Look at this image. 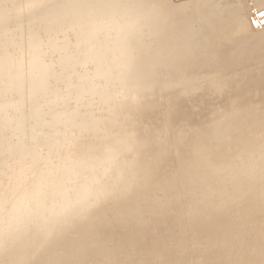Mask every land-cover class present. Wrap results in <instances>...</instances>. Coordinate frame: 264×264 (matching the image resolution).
<instances>
[{"label":"bare ground","instance_id":"6f19581e","mask_svg":"<svg viewBox=\"0 0 264 264\" xmlns=\"http://www.w3.org/2000/svg\"><path fill=\"white\" fill-rule=\"evenodd\" d=\"M235 2L243 8L235 6ZM253 2L264 19V0H226L229 4L226 19L215 13L207 16L201 12L194 19L185 18V12L172 18L160 0H0V22L29 10H37L43 16L55 13V22L51 26L32 25L31 30L22 35L0 38V67H4L3 72L16 81L14 85L21 89L17 93L22 94L10 109L18 113L0 122L1 127L9 128L10 132L6 134L14 138V141L0 139V175L10 174L0 178V217L12 216L15 223L11 227L15 228L10 233L19 232L27 223L34 225L30 235H23L24 238L30 237L31 245L23 243L18 250H14L18 247L16 243L12 247L5 246L4 241L13 243L14 239L4 240L2 236L10 234L9 230L0 229V258L22 251L26 264H57L60 258L66 264H73L76 260L81 264H124L125 261L133 264L150 251L151 247L145 243L152 239V234L145 228L139 238L131 225L122 228L128 215L125 211L117 212L115 207L117 198L125 192L130 196L123 202L139 205L130 212L131 218L138 223L149 224L147 219L141 218L143 210L155 213L156 219L167 221L179 230L190 218L210 229L217 224L208 222V217L223 218L221 224L222 221L228 222L223 208L227 202L228 207H233L231 199L236 195L229 185L231 178L234 182L252 171H264L261 167L257 170L244 165L250 158L233 151L242 137L225 141L216 135L220 128L232 132L234 120L264 117V51L257 50L255 45L264 44V33L242 32L239 35V30L250 24L249 17V23L245 22L242 10H246L245 15L252 14ZM43 3L52 5L39 8ZM214 3L222 6V0H213V4L207 7ZM159 9L164 12L159 11L155 17L147 16L149 10ZM171 22L175 24L172 26ZM14 25L12 22L7 24L8 27ZM53 28L61 31L63 48L67 44L76 47L71 56H59L57 64L66 70L60 74L46 63L43 66L36 64L40 62V49L54 43ZM41 30L45 35H40ZM228 69L234 70L226 72ZM36 72L50 73L59 82L52 85L45 77L29 79V75L33 77ZM207 74L210 75L209 81L214 78L220 82L242 79L237 88L228 87L239 91L238 96L257 86L241 104L231 105L230 110L236 115L228 116L216 126L209 124L206 118L210 112L214 115L211 107L224 103L229 94L224 90L220 91L221 96H217L222 87L205 85L208 80L203 79ZM22 75L24 78L20 80ZM96 77L106 79L100 85L87 84L89 79ZM194 84L197 88L192 89ZM82 85H88L87 89L91 93L98 92L100 97L85 104L83 112L76 106L62 105L60 93L77 96ZM116 89L118 93L114 92ZM178 90L184 91L175 96ZM119 91H128L127 100L119 97ZM170 97L174 98L171 101L166 99ZM128 101L133 102V109L124 106ZM141 101L143 104H138ZM44 110L59 115L60 119L51 121L42 117ZM154 115L160 116L153 122L148 121V116ZM123 116L127 118L123 120ZM186 118L189 122L185 121ZM44 126L75 129L65 150L45 151L51 142L36 139L31 141L32 150L26 152L23 145L28 146L25 144L28 139H23L20 134L33 130L39 132ZM126 127L133 130L125 134L128 138L121 134ZM173 128L175 135L182 130L188 139V143L179 146L174 155L182 171L180 176L171 169L174 157L170 150L172 134L169 129ZM0 138H4L1 132ZM206 139L213 142L205 148L202 141ZM14 143L21 145L19 150L11 147ZM195 145L202 147L201 151L194 152L199 159L197 163V160H188ZM227 146L229 149H225ZM260 146L257 151L263 148ZM9 148L12 149L7 152ZM209 149L213 151L211 154L207 152ZM251 150V147L246 149L249 154ZM8 155L13 162H6L5 156ZM158 162L160 167H154ZM219 182L225 186H220L217 189L220 192L216 194L213 189ZM243 183L248 188L243 192L244 196L250 202L261 196L258 187L262 182L257 177ZM44 188L48 195L43 197ZM138 188L142 196L134 191ZM48 199H57L60 208L72 205L63 214L55 215ZM206 200L213 205H205ZM197 203L200 205L193 209ZM104 205L107 209L101 218L89 217L90 211ZM22 209L34 211L35 215L23 213ZM255 211L252 205L250 212L245 214L263 229L264 221ZM178 214L181 217H177ZM41 218H51L54 227L40 232ZM62 221L74 223L72 228L87 237L68 238L62 232L69 226H60ZM101 221L108 224H101ZM212 234V240L218 238L217 234ZM97 235L104 236L100 237L104 247L92 248L89 241ZM130 238L142 242L137 255L121 254L116 250L119 239L131 241ZM196 238L200 241L202 235L198 234ZM57 240L69 242L72 250L55 248ZM108 240L113 241L111 246ZM212 244L210 252L215 253ZM123 246L124 250L127 243L123 242ZM103 252L104 258L100 257ZM159 258L169 263L166 256L159 254Z\"/></svg>","mask_w":264,"mask_h":264},{"label":"rangeland","instance_id":"374dc122","mask_svg":"<svg viewBox=\"0 0 264 264\" xmlns=\"http://www.w3.org/2000/svg\"><path fill=\"white\" fill-rule=\"evenodd\" d=\"M165 9V11L170 12L172 14V18H174V15L180 14V12L187 13V16L185 18H193L198 17L197 15L202 13V15L210 16L211 14L215 13L219 18L226 19L228 16V9L227 6L229 4L226 3V0H222V6H217L215 3L211 7H207L209 5L213 4V0H160ZM182 1V2H181ZM215 1V0H214ZM243 1V0H241ZM252 1V0H251ZM60 1L57 3L59 4ZM252 4V3H251ZM52 3H43L40 5L39 8L46 9L50 7ZM235 6L243 8V6L237 2L234 3ZM226 10L224 11V9ZM248 8V6H247ZM246 8V9H247ZM252 10L254 11L252 14L245 15L246 10H242V13L244 14L245 22H248L247 17L250 18V24L246 25L243 30H239V35L242 34V32L247 34H252L256 32L257 34L264 33V19L261 18L263 15L262 13H258V8L255 6L254 2L251 6ZM149 10L148 17H155L156 13L159 15V11H163V9L159 10ZM199 12V13H198ZM26 14L13 16L11 18H8L6 21L0 22V38L6 37L10 38L13 35H22L24 34V31H30L32 28V25H44V24H50L51 26L55 21V13L46 14L47 16H43L41 13H38L37 10H29L25 11ZM258 13V14H257ZM255 14V15H254ZM258 15V16H257ZM260 18V19H259ZM28 19V24L27 20ZM258 19V20H257ZM255 21V22H254ZM9 22L14 23L15 25L12 27H8L7 24ZM255 24H254V23ZM261 22V23H260ZM172 26L175 24V22H171ZM249 23V22H248ZM257 23V25H256ZM21 24V25H20ZM48 26V27H49ZM60 33L58 29H52V34L54 36V43L53 45H45L43 48L39 51L38 60L40 61L38 64L39 66H43L44 63H46L49 67L54 69L55 71H58V73L65 72V69H62L57 63L59 61V56L63 57H69L71 56L72 52L76 50L75 44H67L64 48L61 46L62 41L60 39ZM40 35H45V32L41 30ZM127 36V32L125 34ZM114 38V36H112ZM127 44V43H126ZM257 46V50L264 51V44H255ZM242 68H239L238 70H241ZM4 67H0V122L3 120V118H8L12 115L17 114L16 111H10L12 109L13 102H18L21 98L22 94H19L21 89H18L14 84H16L15 80H12L9 77V74H5L3 72ZM234 69H228L226 72H231ZM209 74L205 76L203 80H208L205 85H217V87H222L216 95L221 96V92H227L228 100H226L224 103L220 102L217 104V106L211 107V110L214 112V115L210 112V116L206 118L207 122L211 124L212 126H216L220 124L222 121H224L228 116L236 115V112H232L230 110L231 105L238 106L241 104L242 100L244 98H248L249 94L256 90L257 86L255 85L251 90L245 91L244 93H241L239 96L237 95L239 91H233L229 90V86H233L234 88H237L243 80L239 78V81L235 79L233 82L230 80H224V81H218L217 79H212L209 81ZM40 77H45L48 79V81L52 82V85L58 84L59 81L54 80L53 75L50 73L41 74L39 72H36L33 77L29 75V79H35L38 80ZM24 76L22 75L20 80H22ZM106 78L103 77H96L91 78L89 81H87V84H97L100 85L105 81ZM223 82V83H222ZM84 85L80 87L81 91L79 94L76 95H70L65 96L63 95V91L60 93L59 99L63 103L62 105H67V107H74L76 106L78 111H84L85 104L97 100L100 96L96 93H91ZM197 88L194 84L192 86V89ZM213 88V87H211ZM174 89V88H173ZM8 90H11L13 92H7ZM184 90H178L176 91V95L180 94ZM221 91V92H220ZM233 91V95H230V92ZM251 91V92H250ZM117 92V89L114 91ZM119 97L125 98L127 100V92L128 91H119ZM152 93L155 92V90H151ZM118 93V92H117ZM174 97H170L167 100L171 101ZM9 100V101H8ZM139 102L138 104H141ZM143 104V103H142ZM146 104V103H145ZM71 105V106H68ZM201 105V104H200ZM124 106L133 109L134 104L132 101H128L124 103ZM140 106V105H139ZM142 108H145V105H142ZM202 106V105H201ZM119 108H122L119 106ZM141 108V109H142ZM42 113V117H45L46 119H49L51 121L53 120H59L60 116L57 114H52L50 112H46L45 110ZM152 115V114H149ZM160 115H154V116H148V121L153 122L156 120V118ZM258 117V116H253ZM77 118V117H75ZM127 117L123 116L122 119L125 120ZM250 119L247 121L241 120H234L233 124L235 125L232 132H228V130L224 129H217L216 135L223 138L225 141H229L233 137L240 136L243 139L237 141V145L233 148V151L237 154L245 156V158L249 157L252 162H249L248 160L244 165H247L252 167L253 169L260 170L259 167H261L264 170V151H261L264 149V117L261 119ZM79 121H82L80 119ZM185 121H188V118L185 119ZM232 121V120H231ZM229 121L228 123H230ZM14 122V121H13ZM13 124V123H12ZM73 124V123H72ZM71 124V125H72ZM189 123H187L188 125ZM225 124V123H224ZM170 127L171 124H168ZM133 130L129 127H126L122 130V135L125 136L126 133H130ZM171 132V139H169L170 143V150L174 157V155L177 152V148L179 146H183L188 143V139L184 136V132L181 130L176 135L174 134V128L169 129ZM0 132L2 133V136L5 141H14V138L9 133L10 130L8 127H1L0 125ZM239 132H242L244 134H239ZM6 134V135H3ZM72 133H75V129L73 127H66L61 129L59 126L53 127H47L44 126L42 130L40 129L39 132L37 130L30 131L26 134H20L23 135V139L26 140V143L28 146L24 147L26 152L31 151V141H34L36 139L38 140H45L50 141L51 146H48L45 148V151L47 149L51 150H65L68 146V140L73 135ZM128 138L127 136H125ZM42 142V141H40ZM213 142L212 139H206L205 141H202V145L206 148L209 145H211ZM11 146L15 151L19 150L21 145L18 143H14ZM222 145V144H221ZM261 145V146H260ZM260 147H263L260 151L257 149ZM249 149L251 147V152L246 151V149ZM12 148L7 149V152H10ZM193 152L190 154V157L188 160H197L196 157L197 154L194 152L201 151L202 147L195 145L193 147ZM225 149H229L227 146ZM151 151V150H150ZM208 153H212V150H207ZM153 153V152H152ZM155 154V153H153ZM249 154V155H247ZM61 155V154H58ZM157 155V154H156ZM6 162H13V159L10 155L5 156ZM85 159V158H84ZM173 161L171 163V169L177 173V176L182 175V171L178 167V162L176 161L175 157L172 158ZM199 160V159H198ZM198 160L195 162L197 163ZM247 160V159H245ZM154 167H160V163H156ZM189 169L192 168V165L188 167ZM188 169H186L187 171ZM256 170V171H257ZM214 172H217V170L213 169ZM73 175V172H71ZM10 174H1L0 178H4L9 176ZM231 177V176H230ZM258 178L261 183V185L258 187V190L260 191V197H258L255 201L250 202L248 199H246L247 196H244V191L247 190V186H244L243 181L249 180L250 178ZM67 179V177L65 176ZM236 182V183H235ZM230 187L233 191H236L235 197L231 199L233 201V207H228V202L225 205L226 207L223 208L224 212L227 214V220L228 222L225 223L222 221V224L220 221L223 218H213L208 217V222H215L217 226L214 229H210V227L206 226L200 221H191L188 219L183 223L182 228L179 230L178 227L173 226L172 224H169L167 221H163L162 219H156L155 213H150L147 210H143V214L141 218L147 219V222L149 224L144 223H138L135 221L134 218H131L130 212H132V209L139 207V205H136V203L131 202H123V200L130 196L129 193L125 192L121 194L119 198H117L118 205L115 207L117 212H124L125 215H128V221L123 223V227H127L128 225H131L132 231L136 232L140 238L141 233L145 232V228H148L149 233L152 234V239L149 242H146L147 246H150L151 249L148 252L144 253L143 258L140 260H137L133 264H264V228L260 229L259 225H256L253 223L250 216H247L245 213H249L252 205L253 208L256 209L255 213L257 217L264 221V171L261 172H255L252 171L248 173L246 176H243L239 178L238 180L234 181L231 178V181L229 182ZM220 186H225L224 183L219 182L214 187L213 191L217 194L220 192V190H217ZM134 191H137V195L142 196V191L138 188ZM160 194L159 192H157ZM106 194V193H105ZM135 194V193H133ZM246 194V193H245ZM41 195L44 197V195H48L47 191L44 190L41 192ZM135 196V195H133ZM152 197H155L154 194H152ZM245 198V199H244ZM48 205L51 207V209L54 210L53 214H63L65 209H68L69 206L72 204L70 203L69 206L67 205L66 208H60L59 202L57 199H48ZM221 202H219L218 205H220ZM205 205L212 206L213 204L206 200L204 202ZM224 204V202H223ZM200 205V204H199ZM198 203L194 204L193 209L198 208ZM240 205L239 208L238 206ZM107 207L104 205L103 208H98L95 210H92L89 212V217L97 216V218H101L105 212ZM23 213H27L30 215H35L34 211L28 212V210H21ZM6 215V214H5ZM0 217V229L5 228V230H9L8 233H10V230L15 228L14 226L11 227L15 222L12 218V216L7 214L6 216ZM177 217H181V214H178ZM98 220V219H97ZM42 227L40 228V232H47L51 230L53 226V221L51 218H41ZM101 224H108V222L101 221ZM254 224V225H253ZM55 227H57V222L54 224ZM59 225V224H58ZM69 226V229L65 232H62L65 236L74 237V238H82L85 239L87 237V234H82L83 232H79L78 230L72 228L74 226V223L68 222V221H62L60 226ZM32 229H34V225L32 224H25L23 227L20 228L19 232L12 231L10 234H3V239H14V242H8L4 241L6 244L5 246H11L12 244L16 243L17 248H14V250L19 249V245H22L23 243L25 245L29 244L31 245L32 241L28 240L30 237L24 238L23 235H30L32 233ZM216 229V230H215ZM61 233V236H62ZM212 233L217 234L218 238H215L212 240V236H214ZM82 234V235H81ZM201 234L202 238L201 240H197L196 235ZM14 237V238H13ZM104 237L103 235H97L96 238L89 241V246L92 248H99L104 247V241L100 238ZM129 239H119L118 240V246H116V250L119 251L121 254L122 252H125L126 254H132L137 255V249L139 248V245L142 243L140 239L137 238H130ZM161 240V241H158ZM110 243L109 246L112 245L113 241L108 240ZM123 242L127 243V246L123 250ZM213 243V244H212ZM212 244L213 251L215 250V253L210 252V247ZM181 245V247H180ZM72 247V244L69 242H61L56 241L55 248L57 249H64L68 252L71 251L70 249ZM171 247V249H170ZM182 248V249H180ZM168 250H170V254L168 255ZM81 251L78 252L80 255ZM159 254L166 256L169 260V263H167L163 258H159ZM104 252L102 254V258H104ZM46 257V256H45ZM24 256L22 255V251H17L13 255H8L4 258H0V264H22L24 262ZM104 260V259H103ZM21 263H20V262ZM80 260H76L73 262V264H79ZM124 264H130V262H123ZM26 264V263H25ZM57 264H66V262L60 258L58 259ZM81 264V263H80Z\"/></svg>","mask_w":264,"mask_h":264}]
</instances>
